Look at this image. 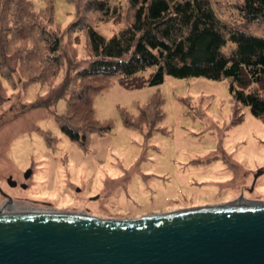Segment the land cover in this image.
<instances>
[{
  "label": "rangeland",
  "instance_id": "1",
  "mask_svg": "<svg viewBox=\"0 0 264 264\" xmlns=\"http://www.w3.org/2000/svg\"><path fill=\"white\" fill-rule=\"evenodd\" d=\"M30 1L33 8L20 0L8 9L0 0V60L4 75L11 72L0 86V179L27 171L26 186L14 191L37 207L119 219L239 198L264 202V119L233 105L226 80L166 76L139 88L116 77L78 80L74 72L90 59L82 24L111 35L124 16L100 20L87 0ZM211 1L229 21L230 2L241 0ZM258 23L251 28L264 34ZM18 24L28 27L17 31ZM43 29L59 34V64L41 56ZM88 82L103 85L89 104L111 128L80 146L58 123L89 122L86 105L67 107L72 90Z\"/></svg>",
  "mask_w": 264,
  "mask_h": 264
},
{
  "label": "trees",
  "instance_id": "2",
  "mask_svg": "<svg viewBox=\"0 0 264 264\" xmlns=\"http://www.w3.org/2000/svg\"><path fill=\"white\" fill-rule=\"evenodd\" d=\"M12 1L17 8L21 6L20 0H7L8 9ZM230 4L233 12L227 21L211 0H87V10L96 12L98 19L115 20L123 15L124 23L111 35L101 33L88 21L82 24L90 59L74 76L84 81L116 77L127 88L157 85L166 76L226 80L233 105L264 119V34L251 28L264 20V0ZM18 25L17 31L28 27ZM42 33L45 35L37 37L45 50L41 56L59 64V34L46 29ZM31 51L27 48L26 53ZM4 66L0 60L1 87L2 80L8 81L11 75L9 70L4 75ZM101 87L88 82L69 94L67 107L86 105L89 122L79 127L59 120L61 133L80 146L92 132L111 128L110 122L101 124L92 117L91 96ZM126 117L124 123L128 124Z\"/></svg>",
  "mask_w": 264,
  "mask_h": 264
},
{
  "label": "water",
  "instance_id": "3",
  "mask_svg": "<svg viewBox=\"0 0 264 264\" xmlns=\"http://www.w3.org/2000/svg\"><path fill=\"white\" fill-rule=\"evenodd\" d=\"M0 264H264V202L108 218L0 214Z\"/></svg>",
  "mask_w": 264,
  "mask_h": 264
},
{
  "label": "flooded vegetation",
  "instance_id": "4",
  "mask_svg": "<svg viewBox=\"0 0 264 264\" xmlns=\"http://www.w3.org/2000/svg\"><path fill=\"white\" fill-rule=\"evenodd\" d=\"M22 179L15 178L12 175L5 176L0 179V214L1 213H17L22 211H40L45 212L43 208L37 207V201L35 199L27 198L24 195L17 193L14 189L26 186L25 176H29L28 172L20 174ZM43 203V202H41ZM57 211V210H56ZM66 211V210H58Z\"/></svg>",
  "mask_w": 264,
  "mask_h": 264
},
{
  "label": "bare ground",
  "instance_id": "5",
  "mask_svg": "<svg viewBox=\"0 0 264 264\" xmlns=\"http://www.w3.org/2000/svg\"><path fill=\"white\" fill-rule=\"evenodd\" d=\"M246 201H248V200H244L242 198H239V199L236 200V202H238V203H242V202H246Z\"/></svg>",
  "mask_w": 264,
  "mask_h": 264
}]
</instances>
